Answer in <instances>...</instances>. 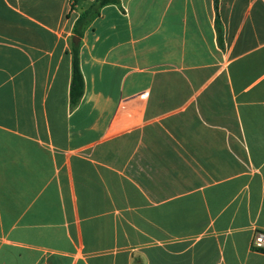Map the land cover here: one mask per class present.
<instances>
[{
  "label": "crops",
  "instance_id": "0c3cea01",
  "mask_svg": "<svg viewBox=\"0 0 264 264\" xmlns=\"http://www.w3.org/2000/svg\"><path fill=\"white\" fill-rule=\"evenodd\" d=\"M111 1L0 0V264H264V0Z\"/></svg>",
  "mask_w": 264,
  "mask_h": 264
},
{
  "label": "trees",
  "instance_id": "16d2710c",
  "mask_svg": "<svg viewBox=\"0 0 264 264\" xmlns=\"http://www.w3.org/2000/svg\"><path fill=\"white\" fill-rule=\"evenodd\" d=\"M112 2L111 0H98V6L102 7ZM81 24V20L77 22L78 26ZM78 35V34H77ZM83 93V77L79 67L78 60V47L72 44V77L70 85V99L71 104L76 105L80 100ZM135 264H142L141 262H136Z\"/></svg>",
  "mask_w": 264,
  "mask_h": 264
},
{
  "label": "built area",
  "instance_id": "2783aa9c",
  "mask_svg": "<svg viewBox=\"0 0 264 264\" xmlns=\"http://www.w3.org/2000/svg\"><path fill=\"white\" fill-rule=\"evenodd\" d=\"M252 248L264 249V232L255 231L251 241Z\"/></svg>",
  "mask_w": 264,
  "mask_h": 264
},
{
  "label": "water",
  "instance_id": "95a60500",
  "mask_svg": "<svg viewBox=\"0 0 264 264\" xmlns=\"http://www.w3.org/2000/svg\"><path fill=\"white\" fill-rule=\"evenodd\" d=\"M77 41H78V38H74L73 39V43L76 45L77 44Z\"/></svg>",
  "mask_w": 264,
  "mask_h": 264
}]
</instances>
